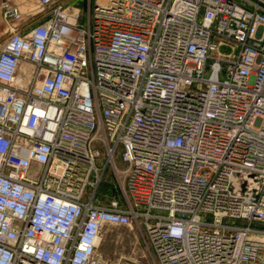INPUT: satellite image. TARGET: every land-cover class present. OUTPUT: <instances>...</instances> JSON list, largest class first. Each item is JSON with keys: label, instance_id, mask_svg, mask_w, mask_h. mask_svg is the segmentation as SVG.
I'll return each instance as SVG.
<instances>
[{"label": "built area", "instance_id": "2783aa9c", "mask_svg": "<svg viewBox=\"0 0 264 264\" xmlns=\"http://www.w3.org/2000/svg\"><path fill=\"white\" fill-rule=\"evenodd\" d=\"M79 1L1 3L0 264H264V0Z\"/></svg>", "mask_w": 264, "mask_h": 264}, {"label": "rangeland", "instance_id": "374dc122", "mask_svg": "<svg viewBox=\"0 0 264 264\" xmlns=\"http://www.w3.org/2000/svg\"><path fill=\"white\" fill-rule=\"evenodd\" d=\"M72 1L74 0H70V2ZM79 3H83V0H80ZM118 163L119 165L122 164L120 160H118ZM243 178H246L250 184L247 191L252 195L256 194L259 188V182L256 175L247 174ZM105 181L108 186H111L113 183L115 186H118L117 178L113 173L112 167L108 168L105 175ZM243 183L245 186L246 181ZM109 192L110 198H108L105 202H109L116 197H121L120 191L115 194H112L111 191ZM100 250L111 258H115L120 255L132 257L133 259H128L130 260L128 261L129 264H158L144 243V240L141 237V232L135 226H105L102 231Z\"/></svg>", "mask_w": 264, "mask_h": 264}, {"label": "crops", "instance_id": "0c3cea01", "mask_svg": "<svg viewBox=\"0 0 264 264\" xmlns=\"http://www.w3.org/2000/svg\"><path fill=\"white\" fill-rule=\"evenodd\" d=\"M4 0H0V45L3 43L6 37L7 27L3 21L2 7L1 3ZM16 2L24 15L21 21L22 30L35 25L40 18V14L37 10V0H12Z\"/></svg>", "mask_w": 264, "mask_h": 264}, {"label": "trees", "instance_id": "16d2710c", "mask_svg": "<svg viewBox=\"0 0 264 264\" xmlns=\"http://www.w3.org/2000/svg\"><path fill=\"white\" fill-rule=\"evenodd\" d=\"M112 194H115L116 192L118 193L120 190L118 188V186H115L114 183L111 186H108L105 178L102 181V183L100 184L99 188H98V195L99 197L102 198V200L105 202L108 200V198H110V192Z\"/></svg>", "mask_w": 264, "mask_h": 264}, {"label": "bare ground", "instance_id": "6f19581e", "mask_svg": "<svg viewBox=\"0 0 264 264\" xmlns=\"http://www.w3.org/2000/svg\"><path fill=\"white\" fill-rule=\"evenodd\" d=\"M244 176H242V175H238L237 176V178L236 179H238V180H236V181H247L246 182V184H245V186H244V188L241 190L242 192H248L247 190H248V187L250 186V184H249V181L246 179V178H243ZM257 178H258V182H259V187H260V180H259V177L258 176H256Z\"/></svg>", "mask_w": 264, "mask_h": 264}]
</instances>
